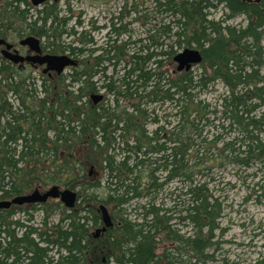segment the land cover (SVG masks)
<instances>
[{
  "label": "trees",
  "instance_id": "obj_1",
  "mask_svg": "<svg viewBox=\"0 0 264 264\" xmlns=\"http://www.w3.org/2000/svg\"><path fill=\"white\" fill-rule=\"evenodd\" d=\"M12 2L10 16L0 8V35L4 19L29 20L50 53L76 65L47 77L0 57V200L52 185L82 193L77 208L50 199L23 205L18 218L0 209V264H208L223 205L204 176L226 163L264 159V0H153L143 14L138 0L129 7L124 0L116 20L131 15L145 26L143 37L118 39L131 36L129 23L111 20L99 47L85 32L67 30L57 1L36 9L34 20L19 9L30 0ZM219 10L220 18L210 17ZM236 14L245 25L228 22ZM192 43L202 55L199 69L164 75V60ZM217 82L227 93L203 101ZM100 89L106 102L94 104L90 95ZM163 103L176 109L177 123L149 131L146 124L160 120L155 105ZM90 165L103 180L88 177ZM175 180L181 184L173 203H158L157 193ZM130 201L133 219L122 209ZM93 203L119 214L99 237L91 233L101 218Z\"/></svg>",
  "mask_w": 264,
  "mask_h": 264
},
{
  "label": "rangeland",
  "instance_id": "obj_2",
  "mask_svg": "<svg viewBox=\"0 0 264 264\" xmlns=\"http://www.w3.org/2000/svg\"><path fill=\"white\" fill-rule=\"evenodd\" d=\"M50 2H47L44 7L53 5ZM68 2L70 4L69 8L66 0H59L56 2V8L60 10L59 17L68 18L66 28L67 30L73 28L76 31V37L79 36L81 31L85 32L86 35L92 39L93 47H99L102 45L103 39L107 36V30L112 28L111 20L115 22V26L117 27L127 25V23H129L126 27L127 29H130L129 32L131 33V36L125 32L120 34L118 39L123 41L128 40L129 37L131 40L143 37V29L145 26L132 20L131 15L124 17L121 22L116 20V16L119 14L120 9H123L124 0H69ZM138 2L140 3L139 7L143 8L141 12L142 14L152 11L153 0H138ZM130 3V0H128L127 7H129ZM41 7L43 6H32L30 4L27 6L26 4H21L19 9L26 10L27 16L31 17V20H34L35 10ZM210 17L215 19L220 18L221 10L212 12ZM158 18H162L165 21H168L169 19L167 13L158 15ZM11 21H14L16 26H22L29 20L20 21V19L12 16ZM78 21H80V24H78ZM228 22L232 24L241 23V25H245L247 21L245 17L241 15L228 20ZM115 36L116 35H114V33L110 34L112 39ZM63 38L67 42L70 38L72 39V36L70 37V35H64ZM44 43L46 45V42ZM186 47L196 48V45L195 43H192L190 46H183L178 51ZM176 66L177 63L174 62L173 59L164 60L161 70L165 71L164 75H168L170 73L174 74L175 72H179L176 70ZM198 69V65L192 66V71H197ZM67 72L68 68L64 70V73ZM225 91L227 93V87H225L222 83L217 82L201 94V98L205 102L212 103L216 95ZM97 94H103L101 102H106L104 100L106 95L102 89H100ZM154 109V113L158 115L160 120L158 124L147 123L146 127L149 131L154 129L157 125H164L166 129H170L177 123L176 119L179 115H174L176 109L172 108L170 104H157ZM262 110H264V108ZM166 120H169L170 124H166ZM261 135L264 139L263 132H261ZM203 172L204 175L206 172ZM88 177L93 181L98 179L103 180L101 171L93 165H90L88 168ZM204 178L210 181L209 187L212 193L219 197V200L223 205L222 215L219 220L220 229L217 230L215 238L218 242L210 249V252L214 255V259L209 261L208 264H253L256 260L264 258V159L252 161L248 166L226 163L222 168L214 169L213 172H208V175L204 176ZM159 180H162V177ZM180 184L179 180H175L171 182L168 187L165 186L157 193V202H162L165 203V206H170L173 203L172 200L175 197V194L179 193V190L174 188L179 187ZM74 185L75 184H73V186ZM49 187L38 189L40 191H45ZM60 188L71 189L72 187L60 186ZM71 190H74L77 193V198L73 206L74 208H77L78 204L81 203V197L78 196V192L82 193V191H80L79 186H76L75 189ZM51 200L59 199L54 198ZM130 203H132V201L122 206V209H124L129 218L133 219L134 214H136V210L134 208V203ZM99 204L101 203H93V208H95V206L99 208ZM63 206L66 207L65 205ZM105 206L111 216H115L116 218L118 217L119 214L116 210L113 212L114 209L111 205ZM176 209L180 210L181 206L178 205ZM58 212L59 211L51 214L49 216V221L56 222L59 216ZM21 216V212H16L14 214V217ZM40 218L41 214H37V212H35L33 216V223L35 225L38 224ZM172 222L174 223L172 224L173 227L178 228L180 232H190L189 226H182L174 221ZM93 232L94 227L91 229V233ZM161 246L162 243L159 247Z\"/></svg>",
  "mask_w": 264,
  "mask_h": 264
},
{
  "label": "water",
  "instance_id": "obj_3",
  "mask_svg": "<svg viewBox=\"0 0 264 264\" xmlns=\"http://www.w3.org/2000/svg\"><path fill=\"white\" fill-rule=\"evenodd\" d=\"M49 0H30L31 4L38 6ZM57 1V0H53ZM259 1V0H256ZM22 44H28L30 49L34 51V54L29 56H21L17 53L8 54L9 59L14 62H23L24 60L30 61L37 64H46L44 71H53L57 74L64 71L68 66L76 65V61L66 55V54H45L41 55L39 40L36 37L28 36L24 38ZM4 43V40L0 38V44ZM202 55L199 49L197 48H183L173 56V61L177 63L176 70H188L192 65L199 64L201 62ZM102 94H92L90 96L93 103H97L102 99ZM57 198L59 201L68 208H72L76 201V192L69 189H60L58 185H52L47 188L45 191H40L38 188H35L31 192L22 195H16L11 200L1 199L0 200V209H6L11 204L21 205L24 203H40L45 202L49 199ZM99 210L101 212V218L103 226L95 230L94 236L97 237L100 232L105 231L108 227L112 226L111 217L107 207L104 204L99 205Z\"/></svg>",
  "mask_w": 264,
  "mask_h": 264
},
{
  "label": "flooded vegetation",
  "instance_id": "obj_4",
  "mask_svg": "<svg viewBox=\"0 0 264 264\" xmlns=\"http://www.w3.org/2000/svg\"><path fill=\"white\" fill-rule=\"evenodd\" d=\"M50 1L51 0L46 1L40 5L44 6L47 2H50ZM58 1L59 0H57V2ZM248 1H251V0H248ZM50 3L55 4L54 1H51ZM15 4L16 3H13V2L10 3V1H7V0H2V1L0 0V8H2L1 15L6 16V14H7L8 16H10L11 13H10L9 8H5V7H7L8 5L14 6ZM67 5L69 8V6H70L69 2L67 3ZM241 15L242 14H239V15L236 14L233 18H235L237 16H241ZM233 18H231V19H233ZM3 21H4L3 22L4 23L3 24V30H2L1 35H0V38L4 40V43L0 44V57H1V59L4 60L5 62L16 64L19 68L32 69L36 72H39L42 75H45L47 77H52L54 75L53 71H46V72L44 71L46 64L32 63V62L27 61V60H24L23 62L14 63L11 60H9V57L7 56L8 54H13V53H17L23 57L34 54V51H32L30 49L28 44H21L22 43L21 41L28 36L36 37L39 40V46H40V50H41L40 54L41 55L49 54L50 52L48 51V49L45 48V43H44L45 35H38L36 32L33 33V31H34L33 26H29V24H27V23H25V25H22V26H16L15 22L11 21V19L10 20L4 19ZM79 23H80V21H79ZM234 25H237V24H234ZM13 197H15V196L6 197L5 199L11 200ZM29 204L30 203H24L21 205L11 204L8 208H6L4 210H16V212H19L18 209L20 207H22L23 205H25V207H28ZM100 214H101V212H100ZM109 214H110V212H109ZM110 217H111V221H112L111 227H113L114 221H113V217L111 216V214H110ZM102 226H103V222H102V218H100V221H99L97 227L94 228L93 236H94L95 230L101 228ZM111 227H108V228H111ZM105 231L100 232V234L97 237H99Z\"/></svg>",
  "mask_w": 264,
  "mask_h": 264
},
{
  "label": "bare ground",
  "instance_id": "obj_5",
  "mask_svg": "<svg viewBox=\"0 0 264 264\" xmlns=\"http://www.w3.org/2000/svg\"><path fill=\"white\" fill-rule=\"evenodd\" d=\"M22 44V43H21ZM10 60V59H9ZM62 204V203H61Z\"/></svg>",
  "mask_w": 264,
  "mask_h": 264
}]
</instances>
